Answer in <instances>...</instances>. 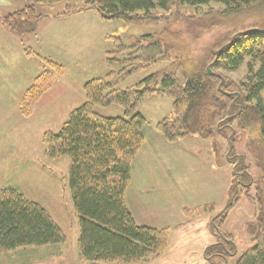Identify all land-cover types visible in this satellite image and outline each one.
Listing matches in <instances>:
<instances>
[{"label": "rangeland", "instance_id": "374dc122", "mask_svg": "<svg viewBox=\"0 0 264 264\" xmlns=\"http://www.w3.org/2000/svg\"><path fill=\"white\" fill-rule=\"evenodd\" d=\"M5 1L0 3V189L15 188L44 207L67 241L3 252L0 264H59L69 253L81 258L78 218L69 187L71 161L69 157L50 158L43 139L48 132L58 133L70 114L85 102L84 85L105 77L106 52L113 47L111 37L130 46L142 36H152L170 48L169 62L156 63L131 75L118 84L119 89L141 87L147 77L174 61L191 72L199 68L218 74L212 67L217 50L240 32L264 28V3L236 13H225V7L215 3L200 10L176 3L166 10L156 9L148 16L135 14L139 19L131 25L103 20L96 11L65 19L61 14L69 3L62 2L36 6L41 16L37 32L21 37L10 32L3 19L22 9L25 3ZM23 45L65 68L64 75L55 77L52 88L33 104L27 118L21 115L20 102L41 73L42 64L35 55L25 56ZM223 74L235 84L233 90L242 93L238 85L247 78L246 64ZM97 111L105 117L124 115L119 106ZM138 112L146 118L147 126L143 145L133 161L136 184L149 186L153 181L157 185L151 190L154 193L145 198L148 204L137 196L128 198V189L125 200L138 225L166 229L169 240L160 256L134 264H236L255 244L260 220L264 218V199L262 211L257 210L255 200L264 174L250 146L260 138V125L254 123L243 128L236 120L223 121L224 108L211 104L203 117L211 133L209 138L191 136L171 143L156 129L160 121L173 113L169 97L147 99ZM235 113V108L229 109V116ZM143 150V157L136 160ZM242 168L247 173H238L242 175L238 177L235 170ZM241 181L246 187L241 189L235 206L229 209L227 220L221 225L222 233L233 236L234 253L206 260L204 251L219 240L212 233H215L212 225L214 221L219 224ZM72 264L84 263L80 259Z\"/></svg>", "mask_w": 264, "mask_h": 264}, {"label": "trees", "instance_id": "16d2710c", "mask_svg": "<svg viewBox=\"0 0 264 264\" xmlns=\"http://www.w3.org/2000/svg\"><path fill=\"white\" fill-rule=\"evenodd\" d=\"M23 1L22 9L3 19L9 31L21 37L37 32L41 16L37 14L36 6L62 2L69 4L61 16L96 11L103 20H119L131 25L139 19L135 14L148 16L156 9L166 10L176 3L195 10L220 4L225 7V13H236L264 3V0ZM111 39L113 47L106 52L107 74L84 85L85 102L70 114L58 133L48 132L43 141L50 158L69 157L71 161L69 187L78 218L77 244L81 257L91 263L134 264L160 256L169 240L166 229L138 225L125 200L131 184L133 161L143 145L147 126L146 118L138 112L139 106L147 99L160 96L172 100V115L156 125L171 143L191 136L209 138L211 133L203 117L211 104L224 108L223 121L236 120L243 128L258 123L260 138L250 146L264 174V28L240 32L217 50L212 67L218 74L199 68L191 72L181 62L174 61L147 77L141 87L125 89L118 88L122 80L156 63L169 62L170 48L152 36H142L130 46L120 38ZM23 52L27 57L35 55L42 64L41 73L20 102L21 115L27 118L33 104L52 88L55 77L64 75L65 68L24 45ZM245 64L248 75L245 82L238 85L242 93H237L233 90L235 84L223 73L237 71ZM111 106L121 107L123 117H105L97 111ZM232 108L236 113L229 116ZM235 171L238 177L242 176L238 173H247L245 168ZM260 180L261 186L255 195L258 211L263 209L264 175ZM245 187L241 181L219 224L214 221L215 233H212L219 240L205 250L206 260L224 257V253L233 255V236L222 233L221 225ZM259 229L255 244L237 259L236 264H264V218L260 220ZM66 241L65 233L44 207L28 200L15 188L0 189V255L20 248L59 245Z\"/></svg>", "mask_w": 264, "mask_h": 264}, {"label": "crops", "instance_id": "0c3cea01", "mask_svg": "<svg viewBox=\"0 0 264 264\" xmlns=\"http://www.w3.org/2000/svg\"><path fill=\"white\" fill-rule=\"evenodd\" d=\"M0 3H7V1H5V0H0ZM83 13H86V12H83ZM80 13H78V14H75V15H79ZM75 15H73V17L75 16ZM65 19H69L71 16H63ZM145 154V150H143L142 152H141V156L140 157H138L136 160H140L139 158H142L143 157V155ZM135 166L133 165L132 166V186H130L129 188H128V193H127V195H128V198H129V195H133V197H139L141 200H143L144 202H146V204H148L149 203V201H148V199H145L148 195H152L153 193H154V191H151L152 189H153V186H156L157 184L156 183H154L153 181H152V183L149 185V186H144L143 184H141V185H137L136 184V180H137V177L135 176ZM142 183H144V181H142ZM147 189V190H146ZM150 189V190H149ZM160 192V191H159ZM156 193V192H155ZM159 194V193H158ZM143 199H142V198ZM129 209H130V207H128ZM166 210V209H165ZM130 211H131V209H130ZM131 213H132V211H131ZM133 214V213H132ZM134 216V215H133ZM135 218V217H134ZM188 224H190L189 222H188ZM182 225H185L184 223L182 224ZM216 238V237H215ZM217 239V238H216ZM204 251V250H203ZM204 253H205V251H204ZM66 256V255H65ZM71 257V258H70ZM80 259H82V261H83V263L84 264H93V263H91V262H89V261H86L84 258H80L79 256H77V255H73L72 256V254H70L69 253V255H67L66 257H65V259H64V261H61L59 264H72L73 263V261H77V260H80ZM94 264H101V263H94Z\"/></svg>", "mask_w": 264, "mask_h": 264}]
</instances>
